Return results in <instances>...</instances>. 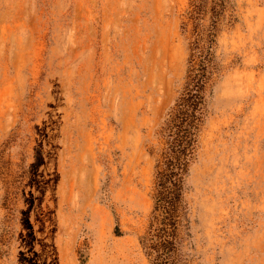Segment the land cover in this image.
Returning <instances> with one entry per match:
<instances>
[{
  "label": "rangeland",
  "instance_id": "374dc122",
  "mask_svg": "<svg viewBox=\"0 0 264 264\" xmlns=\"http://www.w3.org/2000/svg\"><path fill=\"white\" fill-rule=\"evenodd\" d=\"M0 0V264H150L165 120L211 77L182 264H264V0ZM186 24V25H185ZM194 55V57H193Z\"/></svg>",
  "mask_w": 264,
  "mask_h": 264
},
{
  "label": "trees",
  "instance_id": "16d2710c",
  "mask_svg": "<svg viewBox=\"0 0 264 264\" xmlns=\"http://www.w3.org/2000/svg\"><path fill=\"white\" fill-rule=\"evenodd\" d=\"M228 1L192 0L188 14L193 25V50L199 49L202 19L210 14L212 25L216 28ZM194 60L191 59L183 92L163 127L168 139L167 149L156 167L155 208L149 230L141 241L150 264H182L180 211L183 181L198 143V133L205 115L206 89L211 77L205 61L197 63Z\"/></svg>",
  "mask_w": 264,
  "mask_h": 264
}]
</instances>
